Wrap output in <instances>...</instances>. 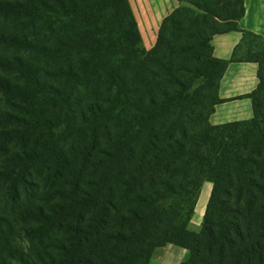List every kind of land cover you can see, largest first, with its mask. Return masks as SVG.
I'll use <instances>...</instances> for the list:
<instances>
[{
    "label": "trees",
    "instance_id": "1",
    "mask_svg": "<svg viewBox=\"0 0 264 264\" xmlns=\"http://www.w3.org/2000/svg\"><path fill=\"white\" fill-rule=\"evenodd\" d=\"M177 1L146 49L128 0H0V16L16 17L0 26V124L25 101L40 112L39 94L70 101L71 125L83 124L78 142L49 147V190H60L49 221L69 242V260L49 264H149L167 244L188 250L180 264H264V48L237 56L247 36L264 38L242 30L217 58L212 39L239 30L245 0ZM232 61L259 65L253 115L214 124Z\"/></svg>",
    "mask_w": 264,
    "mask_h": 264
},
{
    "label": "rangeland",
    "instance_id": "2",
    "mask_svg": "<svg viewBox=\"0 0 264 264\" xmlns=\"http://www.w3.org/2000/svg\"><path fill=\"white\" fill-rule=\"evenodd\" d=\"M128 1L143 45L150 49L157 40L163 19L178 6V1ZM12 16H0V26L5 23L14 26L16 17ZM259 47L264 48V40L247 36L237 56L252 54ZM17 52L25 51L14 47L7 50V53ZM23 103L27 107L14 106L15 116L0 124V217L3 218L0 220V261L49 264L54 257L63 262L69 260L66 227L49 221V203H60L55 196V191L60 190H49V147L56 139L57 144L67 148L74 140L78 142L77 133L80 134L83 124L71 125L68 118L70 101L56 107L49 94H39L34 104L40 112L31 110L28 102ZM49 105L52 106L50 112ZM6 106V100L0 93V107ZM49 120L53 123L52 128L49 127ZM49 130L55 135L49 134ZM211 189L212 183L208 181L201 187L192 228H197L203 221ZM42 209L43 212H40ZM187 254L186 248L174 244L159 246L154 249L149 264H180Z\"/></svg>",
    "mask_w": 264,
    "mask_h": 264
},
{
    "label": "crops",
    "instance_id": "3",
    "mask_svg": "<svg viewBox=\"0 0 264 264\" xmlns=\"http://www.w3.org/2000/svg\"><path fill=\"white\" fill-rule=\"evenodd\" d=\"M239 30L217 34L212 39L214 56L231 58L242 39V30H249L264 38V0H245V14L238 21ZM257 62H229L220 81L219 97L210 120L214 124L249 119L253 115L251 93L259 82Z\"/></svg>",
    "mask_w": 264,
    "mask_h": 264
}]
</instances>
